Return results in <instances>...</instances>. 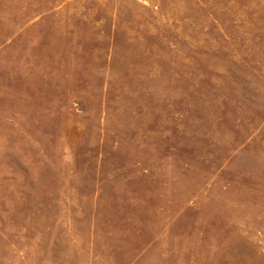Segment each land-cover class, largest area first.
Returning <instances> with one entry per match:
<instances>
[{"label":"rangeland","instance_id":"rangeland-1","mask_svg":"<svg viewBox=\"0 0 264 264\" xmlns=\"http://www.w3.org/2000/svg\"><path fill=\"white\" fill-rule=\"evenodd\" d=\"M0 264H264V0H0Z\"/></svg>","mask_w":264,"mask_h":264}]
</instances>
